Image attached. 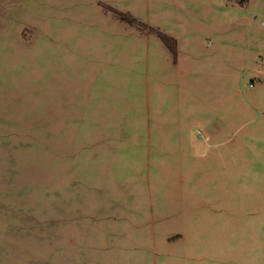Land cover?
Segmentation results:
<instances>
[{"label":"rangeland","instance_id":"374dc122","mask_svg":"<svg viewBox=\"0 0 264 264\" xmlns=\"http://www.w3.org/2000/svg\"><path fill=\"white\" fill-rule=\"evenodd\" d=\"M237 3L0 0V264H264Z\"/></svg>","mask_w":264,"mask_h":264},{"label":"crops","instance_id":"0c3cea01","mask_svg":"<svg viewBox=\"0 0 264 264\" xmlns=\"http://www.w3.org/2000/svg\"><path fill=\"white\" fill-rule=\"evenodd\" d=\"M253 2H254V0H250L247 4L242 5V7L248 12L250 10V8L252 7ZM237 4H239V3H237ZM255 16L256 17L258 16L257 11L255 13ZM234 36H236V38L238 37V39L243 38V42L236 43L234 45V47L236 49H240L241 47H243V45L246 46L247 47V49H246L247 54L249 55V57H252L254 53L264 51V36L263 35L260 37V35L255 34V33H249L247 35L239 33V34H234ZM260 55H262V54H260ZM262 60H263V62H261L258 65V72H257L258 76L253 79L252 84L248 86V90L251 91L252 96H254L253 95L254 90L263 86L262 91H261V92H263V94H261V96H259L260 97L259 100L261 99L260 101L264 102V57H262ZM247 69L248 70L253 69V71H255L254 68L250 67V65L247 67ZM258 115H263V114L258 112Z\"/></svg>","mask_w":264,"mask_h":264},{"label":"trees","instance_id":"16d2710c","mask_svg":"<svg viewBox=\"0 0 264 264\" xmlns=\"http://www.w3.org/2000/svg\"><path fill=\"white\" fill-rule=\"evenodd\" d=\"M250 0H241L239 2V4L241 5H245L249 2ZM160 37L163 39V41L165 42V44L171 48L173 54L175 55V57H178V42L176 39L164 34V33H160Z\"/></svg>","mask_w":264,"mask_h":264},{"label":"built area","instance_id":"2783aa9c","mask_svg":"<svg viewBox=\"0 0 264 264\" xmlns=\"http://www.w3.org/2000/svg\"><path fill=\"white\" fill-rule=\"evenodd\" d=\"M232 1L240 2L241 0H232Z\"/></svg>","mask_w":264,"mask_h":264}]
</instances>
